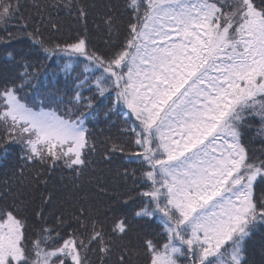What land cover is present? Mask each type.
Here are the masks:
<instances>
[{
    "label": "snow or ice",
    "instance_id": "snow-or-ice-1",
    "mask_svg": "<svg viewBox=\"0 0 264 264\" xmlns=\"http://www.w3.org/2000/svg\"><path fill=\"white\" fill-rule=\"evenodd\" d=\"M95 7L0 0V164L20 185L0 188V264H91L96 253L108 264L114 248L119 264L133 252L143 264H255L264 0H117L93 21L99 46L87 31ZM62 13L85 31L66 38ZM93 122L118 131L101 141ZM94 154L121 163L90 193L79 179ZM58 172L71 178L62 192Z\"/></svg>",
    "mask_w": 264,
    "mask_h": 264
},
{
    "label": "trees",
    "instance_id": "trees-1",
    "mask_svg": "<svg viewBox=\"0 0 264 264\" xmlns=\"http://www.w3.org/2000/svg\"><path fill=\"white\" fill-rule=\"evenodd\" d=\"M25 2L29 5L31 8V3L32 0H25ZM43 2V0H41ZM83 2L88 3L89 5H96L95 8L90 9L91 15L87 19V31L91 35V38L95 44L98 46L102 44V41H100L97 38L96 35V25L93 22L95 19H98V14L103 13L106 11V5L109 3H116L117 0H83ZM61 23L65 27V32L64 35L67 38L69 35H76L77 30L84 32L85 27H84V22H77L74 16H68L66 13L61 14ZM14 44H16V50H20L21 48L25 47V45L21 44L19 41H14ZM3 45H0V56L3 54ZM52 71H59V69H56L53 67ZM43 79V77H42ZM49 79H51V76H49ZM61 83L57 85V87H63V75L61 74L59 77ZM32 91L33 90H26V94L28 99H31L32 96ZM90 128H93V130L97 133V136L99 140H103L104 137L108 134H113L115 135L118 131L117 129H109L107 126L100 124V125H94L93 123H90ZM101 130H103V134H101ZM255 147L259 148V145L256 144ZM15 155H18V149L17 153ZM121 161L116 160L112 165L107 164L102 157L99 154H94L92 157V165L86 170L85 174L79 179V183L82 185L84 190L89 191L90 193L94 192V183H90V181H94V178L98 175H104L107 179L110 180L112 177L113 173L109 172L108 169L111 167L113 170L120 165ZM123 169H121L122 171ZM29 173H25V176L27 177ZM8 181L9 184L14 188L17 189L20 187L19 185V177L16 176L14 177L11 170L2 166L0 164V188H3L4 182ZM71 178L68 176H64L63 180L61 179V176L59 172L57 175H55L52 178V184L55 185L57 191H63L64 190V185L69 184L70 185ZM25 185H27V180H25ZM111 183H109V187H111ZM24 194L25 195H31L29 192H27V189H24ZM38 202V198H37ZM130 243V246H135L138 244V240L135 236L134 233H130L129 237L126 238L124 241L125 244ZM121 249L120 248H114L112 256L110 258H105L108 261V264H119V255H120ZM261 256H264V252L261 251L260 248V236L257 234V236L252 240L250 244V259L255 262V264H260L261 261ZM89 259L91 260V264H102V259L101 255L96 253V254H89ZM125 259H130L131 264H143V256L137 257L135 255V252L132 253V255L125 256Z\"/></svg>",
    "mask_w": 264,
    "mask_h": 264
}]
</instances>
